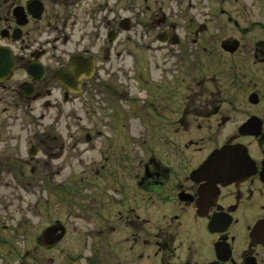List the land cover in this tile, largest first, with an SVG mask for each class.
Listing matches in <instances>:
<instances>
[{
    "label": "flooded vegetation",
    "instance_id": "flooded-vegetation-1",
    "mask_svg": "<svg viewBox=\"0 0 264 264\" xmlns=\"http://www.w3.org/2000/svg\"><path fill=\"white\" fill-rule=\"evenodd\" d=\"M122 1L109 17L107 0H0V171L4 136L24 120L12 109L35 124L19 163L39 168V182L66 166L54 162L77 150L83 119L90 153L83 187L68 182L65 215L54 196L36 246L0 248V264H264V19L247 26L259 36L236 37L231 0H181L184 15L205 19L157 36L167 69L150 83L140 69H112L113 43L131 27ZM124 76L137 85L112 84ZM60 124L69 142L54 153ZM52 226L62 235L49 244Z\"/></svg>",
    "mask_w": 264,
    "mask_h": 264
},
{
    "label": "rangeland",
    "instance_id": "rangeland-1",
    "mask_svg": "<svg viewBox=\"0 0 264 264\" xmlns=\"http://www.w3.org/2000/svg\"><path fill=\"white\" fill-rule=\"evenodd\" d=\"M116 1L107 0L108 8H113V12H108L109 17L112 14L115 15ZM180 1L148 0L145 3L144 0H123V11L121 14L124 22L128 20L131 22V27L124 28L118 40L113 43L117 46L116 50L111 51L112 69H123L128 74L140 69L149 78L150 83H158L159 76L164 74V69H167V39L159 41L157 36L166 33L168 36L182 37L185 32L189 31L187 21L196 20L201 22L205 19L196 12H188L185 16L184 12L181 11L183 9L179 7L182 4ZM231 1L230 4L233 5V9H230V15L239 22V27L226 30L233 32L236 37L259 36V28L256 25H253L252 28H247V26H249V22L259 21L261 17L264 19V0ZM146 4L161 6L162 10L161 12H144ZM224 5L227 6V3L225 2ZM162 15L165 16V22L156 24V20L160 19ZM210 15L213 17L211 20H225V15L219 14V16L217 12ZM187 16H194V18L188 19ZM118 53H120L119 56ZM136 59H138L137 64L135 63ZM145 70H150V72L148 73ZM120 83L131 86L137 85L135 81L129 80V76H124L119 82H112V84ZM133 90L136 91L135 89ZM139 91L138 94L143 98L145 92L140 86ZM57 100L60 108L68 112L70 104H64L61 107V97L58 96ZM47 113L50 119L45 120L44 123L49 125L56 111L50 108ZM11 115L13 119L21 117L24 120H16V123L9 128L10 132L7 131V135L4 136L8 139L4 144L7 147L6 151L8 154L4 153L2 155V166L5 164V160H9L10 167L3 166L0 171V248H34L40 227L51 219L54 196L58 195L61 214L65 215L63 207L66 206L64 203L67 202L69 197L68 182H77L75 190L83 187L81 182L84 181L86 174L84 165L87 163L90 153H84L83 151L87 146L84 139L85 125L83 119L79 123L78 133L75 134L76 140H80L77 150L72 152V154H67L65 151V155H62L54 163L59 161L62 164V160L65 159L66 166L54 177V181L46 179L41 183L37 177L39 168L30 173L29 166L19 163L21 158L29 157L27 149L31 144H35L34 141L29 142L28 138H26V134L30 132L29 129L31 131L35 129V124L28 125V119H26L25 114L15 109H12ZM84 116V108L77 107L75 117L84 118ZM22 121L23 123L20 124ZM95 126L99 128L100 124ZM64 127V124H60L57 127L56 132H60L63 138L59 139L58 145L54 147V153H58L61 143L66 144L69 142L66 137L67 130ZM123 129L126 130V124ZM0 137L3 139V136L0 135ZM2 145L0 144V147ZM50 149L47 148L48 151ZM95 154L97 152H93V156ZM94 157L96 158V156ZM67 165H71V167L69 168ZM58 181L60 185L56 188L55 183ZM61 217L63 216L61 215Z\"/></svg>",
    "mask_w": 264,
    "mask_h": 264
},
{
    "label": "water",
    "instance_id": "water-1",
    "mask_svg": "<svg viewBox=\"0 0 264 264\" xmlns=\"http://www.w3.org/2000/svg\"><path fill=\"white\" fill-rule=\"evenodd\" d=\"M160 40L163 41L164 40V37H160ZM58 229L57 226H52V227H49L47 228L44 233H43V237L47 239L48 243L49 244H54L56 243L59 238L61 237L62 235V230L61 232L56 236L54 237L53 234L54 232Z\"/></svg>",
    "mask_w": 264,
    "mask_h": 264
}]
</instances>
